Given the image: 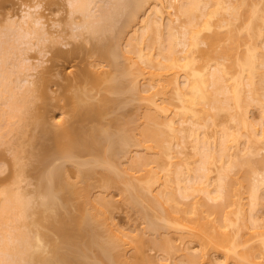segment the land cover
<instances>
[{"label":"bare ground","instance_id":"bare-ground-1","mask_svg":"<svg viewBox=\"0 0 264 264\" xmlns=\"http://www.w3.org/2000/svg\"><path fill=\"white\" fill-rule=\"evenodd\" d=\"M247 1L66 0L69 13L71 12L68 22H73L72 26L76 25L72 27V35L78 37L76 35L85 30L84 32L87 31L98 40L94 44V50L115 70L110 77V81L115 82L112 83L111 90L119 95L134 93L133 96L137 94L138 97H135L144 100V119L141 123L137 122L138 126L133 124L137 126L134 127L131 124L128 126V122L119 125L105 118L104 115L116 98L103 97L101 102H95L97 95L91 91L95 87V81L107 80L103 74L108 75V70L98 73L87 67L74 72V78L70 76L72 79L69 78L70 82L67 83L70 86L66 85V89L74 86L76 90L72 95L66 94V103L63 105L71 103L74 118L66 119L63 123H49L44 117L39 121L34 120L35 127L40 129L41 134L38 138L37 135L32 137L35 142L39 139V149L36 164H31L38 171L32 172V166L26 165L32 174L39 175L37 183L29 181L35 185L33 189H26L27 183L26 186L21 184L27 177L25 172L31 173L29 169H25V163L19 161L21 174L17 175L18 171L12 184H5L0 188V264H141L139 258L131 260L128 256V248L132 246L129 233L112 224L109 206L112 210L113 199L101 198V195L95 196L97 199L92 197L91 189L98 184L104 189L123 184L120 190L127 193L125 198L130 205L136 206V209L139 207L137 210L144 217L147 228L153 232L161 231L162 228L169 231L164 232L169 235L163 234L164 238L158 239L163 244V251L173 249L172 252L180 254L179 251L183 250L188 264H213L210 260L211 250L223 253L226 260L232 259L234 264H263L259 260L264 257V220L261 218V221L262 216L259 217L255 211L262 205L260 202L264 198V194L262 198L260 194L264 187V171H259L256 166L257 162L264 163V159L254 161L250 156L258 150L256 143L259 146L264 144V124L261 128H251L246 119V107L251 99L256 100L254 104L258 101V105L259 100L264 99H259V95H262L260 89L264 84V54L255 42L263 33L260 27L264 26V18L261 22L263 24L259 25L257 20L263 16L260 14L261 8L257 3L249 5ZM246 8L249 9L248 14L244 12L247 11L244 10ZM76 13L80 14V21L73 18ZM225 13L230 15L226 17ZM243 17L246 21L237 33L239 29L235 20ZM11 20L12 23H8L14 25V28L0 32V37H3L0 39V142L10 131L21 129V125L20 132L23 133L25 126L21 122L29 114L27 108L38 88V83L28 78L31 74L22 78L18 71H14V66V70L8 67L11 65L8 60L11 58L10 52L16 53V49L15 52L11 50L14 46L19 49L23 43L31 42L33 36L39 38L40 35L42 44L44 40L52 39V33L43 28L45 21L41 14L27 11L20 19L13 17ZM121 21L123 22L119 25ZM224 26L229 29L227 37L234 39H230L232 43L227 46H222L221 53L232 56L235 42L248 37L250 40L248 44L245 42L247 48L243 50L244 53H239L240 56H235L236 58L232 57L234 59L229 64L218 63L214 69L209 61L208 64L206 62L196 66V51H208L201 47L202 44L207 43L212 47L223 35L220 28ZM163 27L168 30L166 42L165 35H162ZM210 29L216 31L203 37L204 31ZM126 30H133V34L128 35L130 37L126 40V48L120 49L116 40H120ZM233 32L238 38L235 39L237 35ZM3 34H11V39L16 35L15 40H21L22 43L16 41L15 44H7L9 39H5ZM108 37L113 42L110 38L106 40ZM80 47L81 45L66 51L56 48L53 57L75 59L84 49ZM15 67L20 69L19 66ZM181 71L185 76L183 83L179 80V76L183 74ZM13 72L17 73L15 77ZM141 75L148 77L144 78L148 82L144 81L143 87L139 83ZM219 93H225L223 100L218 97ZM125 95V99L128 98ZM28 97L31 101H28ZM172 99L178 101L175 106ZM118 100L122 102L121 98ZM230 107L238 110L239 115L234 113L232 117L238 121L236 123L239 127L247 130V134L244 133L249 137L248 145L237 146L235 152H231L234 149L232 142L226 140L229 135L227 130L226 133L223 131L221 138L212 141L208 138L209 135H201L204 132L202 130L201 133L202 126L206 124L201 122L202 113L211 114V118L215 120L218 115L215 110ZM240 111L244 113L241 114ZM203 119L206 118L203 116ZM233 135L234 141L239 140L238 133ZM189 137L193 138L192 155L185 148L188 145H184ZM175 138L179 141L176 142ZM172 145L182 147H178V151ZM132 146L142 147L145 153L135 154L139 156H135L136 159L133 156L132 161L128 158L130 167H122V162H117V159L130 156ZM184 150L185 153L190 152L188 155L183 153L185 157L180 153ZM151 153L156 154L155 157ZM178 153L183 155L180 160ZM163 156L169 159H166L167 162L164 160L166 163L161 158ZM191 156L197 157L193 160L194 157ZM16 157V161L20 159L19 153ZM194 161L197 162L194 163L195 166L191 165ZM67 163L74 167V173L71 170L73 167L69 168ZM153 164L157 165L158 171ZM214 164H217L218 170L217 177H213L215 179L211 176ZM173 165L175 168H172ZM235 167L245 169L238 170L237 176H233L231 173ZM159 168L162 173L165 171V177L160 174ZM69 169L74 175L68 172ZM162 177L165 178L164 181ZM95 178L97 185L92 181ZM211 179L217 182H212ZM172 180L177 185L175 190L168 192L165 191L166 187L165 190H154L156 184L166 186ZM213 183L215 186L210 187ZM240 185L252 186L248 189L250 208H246L241 201L243 196L238 190ZM181 196L184 200L189 197L191 199L185 202L180 199ZM211 200L216 203H210ZM232 205H236L234 210L227 211V206ZM212 214L215 215L214 218H211ZM172 231L178 232V238L183 241L199 242L200 253L191 252L189 245L184 248L180 246V249L176 240L173 241L172 235L170 236ZM227 261L220 264H230Z\"/></svg>","mask_w":264,"mask_h":264},{"label":"rangeland","instance_id":"rangeland-1","mask_svg":"<svg viewBox=\"0 0 264 264\" xmlns=\"http://www.w3.org/2000/svg\"><path fill=\"white\" fill-rule=\"evenodd\" d=\"M248 1L251 2V4ZM248 1L247 2L249 5H252L253 2L257 3L261 8L260 14L264 16V0H248ZM66 3H67L66 0H0V32H2V31L6 32V29L9 30V28L10 29L14 28V25L12 26L11 24L8 23V21L9 22L12 21L11 18L16 17L17 19L18 18L20 19L24 13H26L27 11H31L33 13L41 14L44 16L45 26L43 28L46 30L48 29L47 31L48 32L50 31L49 32L50 34L52 33L51 34L52 36H50V37H52V39L49 38L48 41L46 40L47 42L44 40L43 44H42V41H40V35H39V38L38 37L35 38L34 36L31 38V39H33V40H31L32 44H31V42H28L26 44L23 43L22 45L19 44V43H22L21 40H19L20 42L17 39L15 40L16 35L13 36L14 37L13 38L14 40H13V39H11V37H12L11 34H10V36H9V34L8 35L6 34L7 37L3 34L5 39H7V40L9 39V41L3 40V41H7V44L9 42H11V43L14 42V44H15L16 41H18L19 42L18 44L20 45L19 49H17L18 47L16 48V46H14L15 48L13 47V49L11 48L12 49L11 51H14V52L16 49V53L10 52L9 57H11V58L8 60H9V63H11V65L12 64H14V65L11 66L8 63L9 64L8 67H12V69H13V66H14V69L16 68V70H14V69L13 70L15 72L18 71L20 73V74L18 73V75H21V77L22 76L28 77L27 74H29V75L31 74V76H29L28 78L30 80H35L34 83L35 82H36V84L38 83V86L37 85L36 86L39 89L37 88L36 96L31 97L32 102L31 103L29 102L30 103L28 106L29 108H27V111L29 114L25 113L26 115L25 114L24 115L27 117L24 119V121L21 122V124H24V126H25V128H23L25 131L23 130V133H21L22 132L21 131L22 125L19 123V125H21V127H20L21 129H19V130L16 129V130L10 131V133H7L5 135L4 140H2L0 142V180L4 182L3 183L0 181L1 182L0 184L3 183L2 185H0V188L5 186V184H7V185L12 184L13 179H14L16 173H18V171H19V174H17V175L21 174V172H20L21 168L19 167L20 163H25L24 167L26 170L29 169V166H27V165H31L32 166L31 167L32 172L36 171L35 168L33 169V167L36 164V160H37V151L39 149L38 148L39 147V144H38L39 139L37 142H35L36 140L34 141V139L32 137L37 135L36 137L38 138V135L40 136L41 131L39 128L35 127L34 123L36 121L34 122V120L39 121L42 117H44L49 123H53L56 121L63 123V121L66 122V119L71 120V118H74V115L72 114L71 103L68 102L66 105H63V104L66 103V94L72 95L76 90L74 86H72L74 88L70 87V88L66 89V85L70 86V85H68L70 82L69 78L70 79H72L71 77L74 78V76H75L74 72L79 71V69H81V68L89 67L90 70L92 69L95 72L96 71L97 72L98 71L99 72L100 71L105 72L106 70H108L111 73V74L107 73L108 75H105L106 73L103 74V77L105 76L107 80H103L102 82L95 81L93 83V85L95 87L91 91L97 95L96 98H94L95 102L96 101L101 102L103 97H109L112 99L116 98L117 100H118V98L119 99L121 98L122 102L120 100L115 102L116 99L113 100L112 103H114V104H111V107L109 108L108 112L106 113V115H104L105 118H108L107 120L111 119L113 122H116L119 125H121L122 123L127 124V122H128V124H129L128 126H130V124H131L132 126L135 127L136 125L138 126L137 122L141 123V121L144 119L142 116L143 112L146 109L145 105H144L145 104L144 100L139 99L140 97L137 98L138 97L137 94H135L133 96L134 93L133 94L131 93L133 97L131 96L130 92H128L129 94L126 93V95L122 94L123 95L122 96L121 94L119 95V93H116L113 90H111L110 87H111L112 83L114 84L115 82L110 81L111 80L110 77H112L114 75L113 73L115 70H114V67L109 64V62H107L105 59H102L98 55L97 51L94 50V44L98 40L96 38L91 37V34H88L87 31L84 32L85 30H83V31L81 30L79 32L81 34L76 35L78 37H75L74 34L72 35V31H73L72 27H75L76 25L73 24V26H72L73 22L72 23L68 22L69 19H71L70 18L71 12L69 13V7L67 6L68 4L66 5ZM245 6H247V5H245ZM248 8H249V6H248ZM244 10H247L244 12H246V14H248L249 9L246 8ZM76 15L73 16V18L76 17V20L75 19L74 20L80 21V19H81V18L79 19L80 14L76 13ZM224 15H227L226 17H228L230 14L225 13ZM263 16H262V18L257 20L259 25L264 23L263 22V18H264ZM244 17L247 19L246 15ZM244 17H243V19L241 18V19L235 20V24L237 22V24H236L237 29H239L237 33H239V31L241 30L240 27H242L244 25L243 24L244 21H246V20H244L245 19ZM121 20H123V19H121ZM122 22L123 21H121L119 23V25L122 24ZM261 22H263V23H261ZM214 27H215V25H214ZM262 27L263 28L260 27V30L263 33L256 38L255 42L257 44H259L258 45L259 50H261V53L264 54V26L262 25ZM219 28H217V30L221 29L220 31L221 32L223 31V33H222L223 35L222 36L220 35L221 36L220 39L217 40L216 43L213 44L212 47H210V45L207 43H203L201 47L208 50L205 53L202 51H196V55H197L196 66H201V65L205 64L207 61H209V64L213 65L212 68L214 69L215 66L218 65V63L220 65L226 64V63L229 64L234 59L232 57L240 56L238 54L239 53L241 54V52L244 53L243 50L244 49L246 50L247 44L249 43V40H250V38H248V37L247 38H241L239 41L235 42V48H234L235 51L233 50L232 56L231 55L227 56L228 54H225V55L222 54L221 53V51L223 50L222 46L225 47V45L227 46V44L232 43L230 41V39L232 40L234 38H228L227 37V35H226L227 29H228L227 26L221 27L220 29ZM77 29L79 30V28H77ZM129 29H131V28H129ZM162 30H161L162 35L163 36L165 35L164 36V38H165L164 41H165L168 37V30L166 27H163ZM211 30L212 29H210V31L209 30L204 31L203 37H207L208 35L213 34L214 31H216V30H212V31ZM4 32H2V33H4ZM76 32H77V30H76ZM39 33H40V31H39ZM131 33L133 34V30L132 31L126 30V32L124 34H122L123 35V36H121L122 38L120 37V40H116L117 42H119L120 49L126 48L127 45H125V43L127 42L126 40L128 39V37H130L128 35H130ZM166 33H167V35H166ZM233 33L236 34L235 32H233ZM241 34H239V36ZM0 35H2V34L0 33ZM163 36H162V38H163ZM228 36H230V35H228ZM235 36H231V37H235ZM244 36H246V35H244ZM2 38L0 37V39H2ZM37 38L39 39L40 43H39ZM109 38L110 37H108V39H106V40H109ZM236 38H238V35L235 37V39ZM18 39H19V37H18ZM110 40H111V42H113L111 38H110ZM105 42H108V41H105ZM245 42H247V44ZM120 44H122L123 46ZM80 45H81L82 49L84 47L85 50L83 49L80 52V54L77 57H75V59L69 58V60H66V58L56 59L53 57V52L56 48H61V49L66 51V50L71 49L73 47L75 48L76 46L79 48ZM83 45H85V46H83ZM21 47L24 50L23 49L21 50L20 49ZM179 47H181V46H179ZM87 49H88V51H87ZM18 50H20V53ZM21 51H23L22 54H21ZM17 60H19V61H17ZM17 63H19L20 65ZM207 64H208V62H207ZM15 66H19L20 69H17V67H15ZM34 67H37V68L34 69ZM204 67H205V65H204ZM8 69L12 70L10 68H8ZM235 69L237 71L236 67H235ZM235 69H234V71H235ZM236 71H235V73H236ZM15 72H13V73L15 74ZM181 72L183 73V71H181ZM16 74L13 76L15 77ZM101 75H102V73H101ZM66 76L68 77V79ZM143 76L144 75H141V77L139 78V80H140L139 83H140V85H142V87H143V85H145L144 81L148 82L146 80L148 77L147 78L145 77L147 75H145L144 77ZM184 77H185L184 73L179 76V80L181 81V83L184 82V80H185ZM144 78H146V79H144ZM262 83H264V82H262ZM93 85H90V86H93ZM32 86L34 87L35 84ZM263 86H264V84H262V86H261L260 90H262L263 93L261 91H260L261 93L259 92L260 94H262V95H259V99L264 97V87ZM34 90L36 91V88H34ZM35 91H33V92L35 93ZM43 93H46L47 95L44 96ZM219 94H218V97L221 98V100H223L225 98V93L224 94L219 93ZM124 95L128 98L125 99ZM136 95H137V97H135ZM130 96L132 99L130 98ZM260 96H262V97H260ZM29 97H30V95H29ZM29 97L27 99H28V101L29 100L31 101V99H29ZM124 100L126 102H124ZM249 100H250V98L248 99V101ZM251 100L249 101V104L247 103L246 110H248L247 111L248 117H246V119H248L249 124H251L250 125L251 128H254V127L255 128H261L260 126L261 125L263 126V124H264V107H263L264 99L259 100V105H258V101L256 104H254V102H256V100H253V99H251ZM50 103H51V105H50ZM172 103H173V106H175V104H177L178 101L176 99H172ZM250 103H253V104L251 105ZM52 104H54V105L52 106ZM230 106L233 107V105H230ZM232 107H230V109H224V110L223 109H217V110H215L216 113L218 111V113H217L218 115H217V117L215 116L216 117L215 120L213 119V117L211 118V116H210L211 114L207 115L205 113H202L203 115L201 114L202 115L201 122H203V123L205 122L206 124H204V126H202L203 128L201 129V133H202V130L204 132L201 135H205V136L209 135L208 138L212 141V139L215 140V139H219V137L221 138L223 131H224V133H226L228 131L227 133H229V135H227L226 140H230L232 142V144H233L232 149L233 148L234 149L232 150L230 148V151L232 150L231 152H235L237 150V146L245 147L246 145H248L247 140L249 137L246 135L247 130L239 127L238 123H236L238 121H235L236 119L235 120L233 119L234 116L232 117V115H234V113H235V115L236 114L239 115V112L236 108H235L236 109V111H235V109ZM24 111H25V109H24ZM236 112H238V113H236ZM241 112L242 111H240V113ZM243 113L244 112H242L241 114H243ZM30 114H32V115H30ZM203 116L206 119H203ZM209 117L211 119H209ZM205 120H207V121H205ZM130 122H132V123H130ZM116 123H113V124H116ZM133 124H136V125H133ZM236 125H237V128H236ZM126 126L127 125H125V127ZM113 127H115V125ZM134 130H135V132L138 133V131L136 129H134ZM235 133H238V135H240V136H238L239 140H237V139H236V141L233 140L234 139L233 134H235ZM181 137H182V134H181ZM244 137H246V139ZM191 138L192 137H189V140L187 139L186 140L187 142H185L184 145H188L187 146L188 148L187 147H185V148L187 149V151H190L191 155H192V151H194V150H192L193 149V145H192V143H193L192 139L193 138L192 139ZM175 139H176V142L179 141V140L177 141L178 138H175ZM230 141H229V143L231 144ZM176 142L174 141L173 143L176 144ZM186 143H188V144H186ZM191 145H192V147H191ZM172 146H173V148L176 147L177 150L180 147H182V146L179 147V145L178 146L172 145ZM255 146L258 147V150H256V152L254 154H252L250 157L254 161H261L264 159V148H263L264 144L261 143L259 146V144L256 143ZM259 147L261 149L260 151H259ZM16 151L20 155V157H19L20 159L18 158L19 160H17V161H16V158H17L16 154H18V153ZM187 151L185 153V150H184V152H180V153H182V154L184 153L185 155H188L190 152L187 153ZM129 153H130V156H127V158L125 156V157H123V159L122 158L117 159V162H119V160L122 162V163L119 162V163H121L120 164L121 166L123 165L122 167H130L129 165H131V163H129V161H130L129 159H131V161L134 160V159H132L133 156L135 158V156L137 157L139 155H142L143 153H145V150L140 146H135V147L132 146L131 151ZM135 154H139V155H135ZM182 154H179V156L177 155L179 157L178 160H180V157L182 158V156L184 155V154L183 155ZM152 155L155 157L156 154L155 155L152 154ZM185 155H184V157H185ZM153 156L151 158H154ZM195 157H197V156H195ZM195 157L193 158V160H195ZM161 158L163 161L168 159V157L164 158V156ZM192 158L190 160H192ZM19 161H20V163H19ZM16 162H18V164ZM166 162H167V160H166ZM31 163H33L34 165ZM191 163H192L191 165H193V166H195L194 163L197 164V162H195V161L191 162ZM257 163L258 164L256 167L258 168V170L264 171V163H260V162H257ZM68 164H69L68 167L70 168L72 165H71V163H67V165ZM155 164H153V166L157 170V167H156L157 165L155 166ZM21 165L23 166V164H21ZM175 165H173L172 168H175ZM149 166H152V165H149ZM243 167H246V166H243ZM160 169L161 168H159V170ZM191 169H192V166H191ZM194 169H195V167H194ZM244 169L240 168V167H237V168L235 167L232 170L231 175L237 176L236 172H238V170H244ZM71 170L73 171L74 167ZM71 170L69 169L68 172H70L72 174ZM216 171H218L217 170V164H214L213 165V171L211 173L212 178L217 177L216 174H218V172L216 173ZM29 172L31 173V175L26 171L25 174L27 177H25V175H23L26 179L23 178L24 181L21 182V184L25 185L27 183L26 189H28V188L33 189V187L35 185H33L32 183H34V184L37 183L39 175L38 174L37 175L32 174L31 170ZM160 172H161L160 173L161 175L163 173H165V171L162 173V169ZM73 173H74V171H73ZM72 175H74V174H72ZM97 176H98V174H97ZM163 177H165L164 174H163ZM163 177L161 178L162 181L165 180V178L163 179ZM21 178H22V176H21ZM213 179H215V178H213ZM213 179H211L212 182L213 181L217 182V180H213ZM21 181H22V179H21ZM29 181H31L32 183L30 182L31 183L30 184ZM92 181H94V184H96V185L98 184L97 178H95L94 180L92 179ZM172 181H169L166 186L165 185L162 186L160 184H159L160 186H158V184H156V186L158 188L154 187V190L156 189V191H158L159 188H163L165 190V187H166L165 191H167V190H168V192H170V190L173 191V190H175V188H177V185H176V183H174L175 181H173V182ZM28 184H29V186H28ZM213 184L210 187H214L215 183H213ZM93 186H95V185H93ZM112 186H114V185H112ZM112 186H111V188L104 189V187H101L98 184L97 186L92 187L91 195H92V197L94 196L93 198H96L98 195L99 196L101 195L100 196L101 198L105 197V199H108V200L113 199L112 205H114V202L116 201L114 206L111 205L112 210L109 206V209H110L109 212L111 211L110 213L112 216L111 221L113 222L112 224L114 227H118V228L125 230L126 232L129 233V235H130L129 240L131 241L132 246H130L128 248V256L131 260H135L136 258L137 259L139 258L138 260H139V262H141V264H152V263L153 264H161V263H164V264L165 263H167V264H188V260H187V258H185L186 255L184 256L183 250L179 251L181 249L180 246H183L182 248H184V247H186V245H189L191 247V250H190L191 252L200 253L201 246H200L199 242L198 243L192 242V241L189 242L188 239H187L188 242H186V240L183 241L180 238H178V237H180V234H178V232H175V231H172L170 233V236L172 235L173 241L176 240L175 243L177 244V246L180 247V249L178 248L179 249L178 251L180 254H178V252H172L173 249H170V251H168V252H166L168 249L163 251V249H164V247L162 246L163 244L158 242L159 241L158 239H160L161 237L164 238V235H166V236H167V234L169 235V233L164 234V232H167L168 230L164 229L165 230L164 231L163 228L160 229L161 231L156 230L153 232V230H149L147 228L148 225H147L144 217L142 216V214H140V211L137 210V209H139V207H137V209H136V206L134 207V205L133 206H132V204L130 205L127 201V198H125V197H127V195H126L127 193L124 194L123 191L120 190L122 188L123 184H120V186L117 184L114 187H112ZM238 187H239L238 188L239 192L243 196V199H241V201L245 203L244 206L246 208H250V203H248V201H249L248 198H250V196H248V195H250V192L248 191V189H250L252 186L251 187L250 186L242 187L240 185ZM262 188L264 189V187H262ZM263 189L260 192L261 198L263 197L262 195L264 194ZM156 191H154V192H156ZM181 198H182V196L180 197V199ZM189 198H186L185 200L182 198V201L188 202L191 199V198L190 199ZM261 198H260V201L263 199L262 202H260V203H262V205H260V203L257 204V207H258V205H260V206L257 208L255 213L259 217L262 216V217H260V220L263 221L264 220V198H262V199ZM208 200H210V199H208ZM209 202L212 204L216 203L214 200L213 201L211 200ZM248 204H249V207H248ZM235 207H236V205L235 206H233V205L227 206L226 210L232 211V210H234ZM231 216L234 217V215H231ZM214 217H215V215L212 214L211 218H214ZM97 229H98V227H97ZM159 233L161 234V236ZM154 236H156V237H154ZM155 238H157V239H155ZM154 241H156L157 243H160V245H158L157 243H154ZM250 244H253V243L251 242ZM136 247L138 249H136ZM186 252L189 254L191 253L188 251H186ZM181 254H183V256ZM222 254L223 253H221L219 251L211 250L210 251V260L212 261V263L213 264H220L221 262H226L227 260L224 257V254L223 255ZM263 258L264 257H261L259 261L263 262V264H264ZM227 263L234 264V261L232 259H229L227 261Z\"/></svg>","mask_w":264,"mask_h":264}]
</instances>
